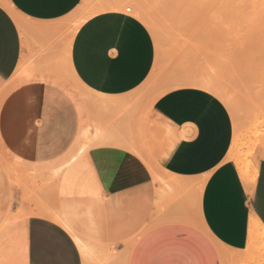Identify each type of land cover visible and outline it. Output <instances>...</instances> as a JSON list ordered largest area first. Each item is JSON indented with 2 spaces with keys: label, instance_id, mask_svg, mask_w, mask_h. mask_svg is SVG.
<instances>
[{
  "label": "crops",
  "instance_id": "obj_1",
  "mask_svg": "<svg viewBox=\"0 0 264 264\" xmlns=\"http://www.w3.org/2000/svg\"><path fill=\"white\" fill-rule=\"evenodd\" d=\"M1 1L0 264H236L249 253L252 221L264 228V145L248 186L228 158L226 103L173 89L150 102L141 136L136 90L156 44L140 18L99 12L71 40L85 0H4L14 14ZM156 135L160 177L134 151Z\"/></svg>",
  "mask_w": 264,
  "mask_h": 264
},
{
  "label": "rangeland",
  "instance_id": "obj_2",
  "mask_svg": "<svg viewBox=\"0 0 264 264\" xmlns=\"http://www.w3.org/2000/svg\"><path fill=\"white\" fill-rule=\"evenodd\" d=\"M116 6L124 11L131 6L156 44L154 67L136 90L141 136L151 124L150 102L173 89L201 88L220 97L233 116L236 135L228 158L236 164L246 160L256 170L257 148L264 145V0H85L69 15L71 40L75 28ZM68 75L76 90L88 94L77 76ZM153 141L144 139L134 151L160 177L165 137ZM249 251L235 263L264 264V241L249 245Z\"/></svg>",
  "mask_w": 264,
  "mask_h": 264
},
{
  "label": "bare ground",
  "instance_id": "obj_3",
  "mask_svg": "<svg viewBox=\"0 0 264 264\" xmlns=\"http://www.w3.org/2000/svg\"><path fill=\"white\" fill-rule=\"evenodd\" d=\"M106 3H107V1H106ZM108 3H109V1H108ZM103 4H104V2H103ZM112 8H113V6H112ZM120 8H121L120 6H116L114 10H119ZM103 9H105V8H103ZM101 10H102V8H101ZM100 12H103V10ZM231 158H232V156H231ZM237 166L239 168L241 175L246 180L248 186H251L254 183L255 177L258 173V167L256 168V170H250V168H249L250 162H247L246 160H242V159L237 161ZM250 235H251L250 245H254L256 243L264 241V228L256 219H254L252 221L251 229H250ZM245 264H248V262H246Z\"/></svg>",
  "mask_w": 264,
  "mask_h": 264
},
{
  "label": "built area",
  "instance_id": "obj_4",
  "mask_svg": "<svg viewBox=\"0 0 264 264\" xmlns=\"http://www.w3.org/2000/svg\"><path fill=\"white\" fill-rule=\"evenodd\" d=\"M131 11H132V7L131 6L126 7V12L127 13H131Z\"/></svg>",
  "mask_w": 264,
  "mask_h": 264
},
{
  "label": "snow or ice",
  "instance_id": "obj_5",
  "mask_svg": "<svg viewBox=\"0 0 264 264\" xmlns=\"http://www.w3.org/2000/svg\"><path fill=\"white\" fill-rule=\"evenodd\" d=\"M130 164H135V162H134V161H132V162H130Z\"/></svg>",
  "mask_w": 264,
  "mask_h": 264
}]
</instances>
